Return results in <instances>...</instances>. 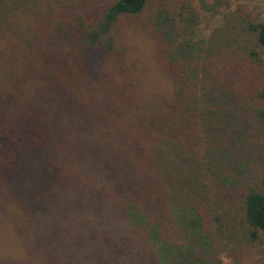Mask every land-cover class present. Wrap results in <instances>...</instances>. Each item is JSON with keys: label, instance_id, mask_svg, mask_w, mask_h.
<instances>
[{"label": "trees", "instance_id": "obj_1", "mask_svg": "<svg viewBox=\"0 0 264 264\" xmlns=\"http://www.w3.org/2000/svg\"><path fill=\"white\" fill-rule=\"evenodd\" d=\"M189 1L162 2L144 21L172 80L166 96L138 91L125 38L150 0L82 5L34 27L20 0H0V215L31 220L25 229L44 213L45 194L119 197L131 216L122 224L148 233L161 263L222 264L218 235L264 250V156L254 174L232 156L240 114L264 104V63L230 38L240 25L264 47V22L249 14L225 23L223 41L240 54L198 57L204 41ZM170 231L184 233L177 255L163 244Z\"/></svg>", "mask_w": 264, "mask_h": 264}, {"label": "rangeland", "instance_id": "obj_2", "mask_svg": "<svg viewBox=\"0 0 264 264\" xmlns=\"http://www.w3.org/2000/svg\"><path fill=\"white\" fill-rule=\"evenodd\" d=\"M25 5L24 19L31 26L45 23L47 19L56 22L58 18L70 16L72 10L82 5H94L96 8L107 6L115 0H20ZM153 9L147 10L143 16L129 20L126 25V40L132 46L134 60L133 71L135 85L140 92H154L169 95L172 80L163 72L161 65L154 58L151 39L144 28V21L149 19L159 5L166 8L176 5V0H150ZM197 28L195 39L203 40L202 51L195 56L206 54L209 59L224 60L228 55L240 54L239 44L227 47L224 43L223 25H234V28L251 15L264 22V0H192ZM52 13L59 16H52ZM50 16V17H48ZM47 17V18H46ZM238 19L233 23V20ZM27 22V23H28ZM239 30L233 41L239 39L242 48L251 46L260 55L264 63V47L253 38L245 35L239 25ZM236 33V32H235ZM116 63V61H113ZM196 64V62H194ZM261 65V66H262ZM194 66V65H193ZM200 68V66H196ZM263 70L260 74L263 77ZM244 123L243 130L237 136L232 148V156L238 168L245 167V174H254L257 162L264 156V104L250 102L248 108L240 114ZM234 149V150H233ZM264 161V160H262ZM46 202L42 216L33 218L34 226L29 222L21 223L0 215V264H177V259L169 257L166 263L158 256L159 245L150 240L148 233L137 231L129 223L131 216L126 217L121 209V198L103 196H57L52 193L44 195ZM99 208V209H97ZM11 213H16L13 211ZM67 217V218H66ZM53 229L60 230L52 235ZM51 234L50 238L46 235ZM183 232H165L163 244L179 247L170 250L177 255L185 240ZM168 236V237H167ZM48 239L51 240L48 244ZM47 240V241H46ZM71 240V241H70ZM70 241V242H69ZM68 242V243H67ZM67 243V244H65ZM58 244L63 246L54 247ZM157 244V243H156ZM216 260L222 264H264V250H257L249 243L238 241V238L228 242V237L215 239ZM52 248V249H49ZM153 252L154 261L150 262L148 252ZM155 252V253H154ZM159 260V262H158Z\"/></svg>", "mask_w": 264, "mask_h": 264}]
</instances>
